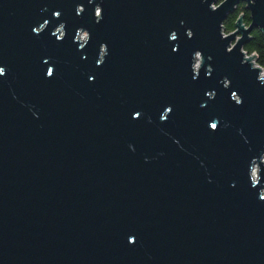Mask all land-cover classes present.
Here are the masks:
<instances>
[{
	"label": "water",
	"instance_id": "water-1",
	"mask_svg": "<svg viewBox=\"0 0 264 264\" xmlns=\"http://www.w3.org/2000/svg\"><path fill=\"white\" fill-rule=\"evenodd\" d=\"M218 2L0 0V264H264V0Z\"/></svg>",
	"mask_w": 264,
	"mask_h": 264
},
{
	"label": "trees",
	"instance_id": "trees-1",
	"mask_svg": "<svg viewBox=\"0 0 264 264\" xmlns=\"http://www.w3.org/2000/svg\"><path fill=\"white\" fill-rule=\"evenodd\" d=\"M225 0H219L223 2ZM246 2H241L234 13L230 14L223 23L224 32L226 34L232 33L236 29V22L240 15H243L244 24L249 26L251 23L250 12L246 9ZM244 51L248 55L255 54L257 56L256 63L264 68V33L255 29L252 31L249 41L244 46Z\"/></svg>",
	"mask_w": 264,
	"mask_h": 264
},
{
	"label": "built area",
	"instance_id": "built-area-1",
	"mask_svg": "<svg viewBox=\"0 0 264 264\" xmlns=\"http://www.w3.org/2000/svg\"><path fill=\"white\" fill-rule=\"evenodd\" d=\"M216 7H218V5H212V8L213 9H216ZM243 23H244V21H243ZM245 25V24H244ZM246 26V25H245ZM234 32V31H233ZM223 34H224V36L226 37V36H228L229 34H226L225 32H224V30H223ZM233 47V45H231L230 47H229V50H231V48ZM243 51H244V48H243ZM244 53H245V56L246 57H250V56H254L255 57V61H253L254 62V66H256V67H259L260 68V70H261V72H260V77L261 78H264V74L262 75V71H264V68H262V67H260L259 65H257V63H256V60H257V56L255 55V54H251V55H248L247 53H246V51H244Z\"/></svg>",
	"mask_w": 264,
	"mask_h": 264
},
{
	"label": "rangeland",
	"instance_id": "rangeland-1",
	"mask_svg": "<svg viewBox=\"0 0 264 264\" xmlns=\"http://www.w3.org/2000/svg\"><path fill=\"white\" fill-rule=\"evenodd\" d=\"M219 3H220V2H218L217 4L214 3L213 5L216 6V5H219ZM216 8H217V7H216ZM96 14L98 15V10H97V13H96ZM241 16H243V15H240L239 18H240ZM244 27H245L246 29L248 28V26H245V25H244ZM235 32H236V31H235ZM235 32H234V33H235ZM80 36H81L82 39H83V38H85L86 34H85L84 32H81V33H80ZM240 38H241V36H240V35H237L236 38L234 39V41L231 43V45H233V47H234V46L237 44V42L240 40ZM82 41H84V40H82ZM233 47H232V48H233ZM232 48H231V49H232ZM200 65H201V61L199 62V65H198L196 71L199 70ZM262 74H264V71H262Z\"/></svg>",
	"mask_w": 264,
	"mask_h": 264
},
{
	"label": "bare ground",
	"instance_id": "bare-ground-1",
	"mask_svg": "<svg viewBox=\"0 0 264 264\" xmlns=\"http://www.w3.org/2000/svg\"><path fill=\"white\" fill-rule=\"evenodd\" d=\"M219 4H220V3H219ZM223 30H224V28H223ZM79 37H80L81 40H85V38L82 39V37L80 36V34H79L78 38H79ZM200 61H201V60H200V57H199V55H197V56L195 57V69H197V67H198ZM262 75H263V74H262ZM253 176L256 177V168H254V170H253Z\"/></svg>",
	"mask_w": 264,
	"mask_h": 264
}]
</instances>
